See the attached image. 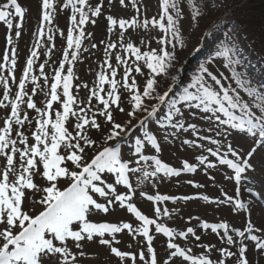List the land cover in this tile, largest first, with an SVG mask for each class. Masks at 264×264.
I'll return each mask as SVG.
<instances>
[{
  "label": "snow or ice",
  "instance_id": "6c2138e0",
  "mask_svg": "<svg viewBox=\"0 0 264 264\" xmlns=\"http://www.w3.org/2000/svg\"><path fill=\"white\" fill-rule=\"evenodd\" d=\"M111 2L112 0H108L109 4ZM119 3L122 7H126L125 0H119ZM129 3L139 14L140 9L137 7L136 0H129ZM187 4L190 20L198 23L205 15L201 5L197 0H187ZM85 5L86 0H64L62 5L63 8L70 7L72 10L67 30V47L63 48V58L58 61L59 66L54 69L50 89L47 91L44 88L40 89L46 98L44 108L38 107L33 96L28 95L25 90L26 81L32 72L34 59L37 56V52L32 50L26 59L15 98L10 101L11 111L3 120V126L0 127V157H3L5 161L3 168L0 169V264H78V258L86 255L82 245V241L85 239L89 242L96 239L99 245L110 249L111 254L115 257L125 261L130 259L132 264H136V253L121 251L114 246V244L120 243L115 238V234L121 233L123 230H127L132 239H136L137 236L143 237V240L139 241L138 244H146L147 257L142 248L138 256L139 260L145 264H177L178 260L186 262V264H227L229 259H232L234 264H251L247 256L248 244L245 241L254 242V249L257 252H264V228L256 227L250 219V214L243 230L230 228L227 222L208 223L201 221L200 227L205 230L210 229L225 246L216 248L215 244L203 245L205 252H218L220 257L218 260H213L205 254L192 255V249L182 247L179 243L174 242V237L179 236L187 240L190 234L195 241H201V236L196 234L193 227H188L186 230L177 233L175 229L158 223L157 219L144 214L135 203L131 202V195L118 194L115 185L106 182L105 174H114L116 177L115 184L125 185L131 192L128 173L143 171V169L130 167V161L122 160L118 142L115 146H110L107 142L118 141L123 134L131 131L134 126L132 118L136 117L138 112L145 113L147 117L156 115L159 119V106L167 103L168 110L164 114L163 121L159 122L157 130L146 129L142 136H137L135 140L134 155L138 157L136 163L150 161L153 168L151 172L143 171V176L145 178L155 177L157 174L178 176L182 170L194 171L196 165L187 160L183 162V169H177L163 162L157 155L162 151L161 140L169 141L170 137H175L177 131L188 132L191 130L197 139H184L182 144L203 148L204 146L198 141L207 140L212 145H216L215 150L209 147L206 151L211 157H216L219 164L227 165L233 170V176L230 178L238 183V196L239 182L244 179L248 171L254 170L251 163L252 157L258 151H264V91L246 85V82L239 78L236 79L237 88L225 87L216 75L204 64H201L198 73L191 78L178 98L171 101L166 100L172 93L171 87L162 94L154 96L159 82L158 77L167 75L172 61L175 59L174 53L164 46L171 44L175 48L177 45L183 44L179 29V21L184 17L182 6L178 0H161L159 20L152 17L151 20L145 19L141 24L135 16L131 19L120 18L118 21L111 15L106 16L109 33L113 30L112 26L118 23L121 30V41H123L127 29L138 26L147 28L149 24L153 27L158 26L164 31L165 36L160 37L157 41L161 45L159 52L156 49L141 52L140 48L132 42H128L126 45L120 43L119 46L125 55L116 54L117 67H113L110 62V50L115 49L117 43L109 41L105 48V59L101 70L96 73L95 86L88 89L87 84L83 85L85 89H88L87 103L81 101L80 104H77L76 96L70 91L71 82L74 78L71 65L79 59V50L82 48V40L85 37L83 26L89 21L93 24L96 23L95 19L92 18L102 14L103 0L97 3L94 8L89 6L90 15L83 10ZM203 7H207L206 0ZM41 8L39 34L43 35L44 25L53 22L54 12L51 0H42ZM169 9H172L175 15L169 12ZM25 12L26 9L21 6L18 0H0V21L4 22L9 32L15 27L16 38L21 36ZM77 13L79 14L78 19ZM14 18H18L15 25L13 24ZM165 18L166 25L161 22ZM74 32H78V34L74 35ZM87 35L91 36L92 34L87 33ZM167 36L172 38L167 39ZM48 39L51 40L52 37L49 36ZM7 43L9 45L13 43L11 35L7 37ZM91 47L95 48L96 45L93 44ZM69 49L75 50L69 51ZM16 53L17 50L13 47L11 49L12 67L8 68L9 75H13ZM127 55L134 57L131 63L126 58ZM216 55L228 57L227 51H217ZM3 59L5 62L9 60L8 49H5ZM140 61L144 62V66L151 73L146 78L142 89L138 86L133 75V72L142 74ZM66 64L68 66L66 74H64ZM121 65H123V76L121 80H118L116 77ZM5 67H7V63H0V68ZM44 67V64L40 65L41 72H43ZM13 80H15L14 75ZM31 80L35 84L37 77L31 76ZM130 80L131 82H129ZM212 82L216 87H213ZM0 83L4 85L0 107H7L4 101L9 100L8 82L3 80ZM105 84L110 85L106 92L103 87ZM61 86L63 99H61L59 91ZM80 87L81 85H76L77 89ZM121 87L129 94L130 103V109L126 113L129 119L124 124L117 123L114 119V110L121 113L126 111L120 106L119 89ZM45 88H48L47 77L45 78ZM241 91L252 99L251 105L241 97ZM32 93L33 95L37 94L36 87L32 88ZM102 93L104 94L102 95ZM25 96H27L26 101ZM151 99L157 100L158 104H152L149 109L146 101ZM93 100H95L96 105H102V107L97 108L93 105ZM25 102L28 109L35 110L39 114V118L36 119V130L31 133L35 142L31 144L28 143V137L23 131H16L17 139H12L11 136L13 125L22 126L26 121L31 124L27 113L24 114L23 118L20 115V104ZM54 102L61 104L62 111H56L53 120L50 110L53 109ZM182 109L192 110L193 115L196 114L194 110L199 109L203 114L202 118L209 120L210 124L214 118L217 124L215 134L221 139H213L207 135L201 137L197 125L194 123H189L185 127L182 120ZM219 113H223L224 118H221ZM70 117H74L76 120L73 126L75 135L65 126V122ZM98 117H103L105 124L111 125L106 133ZM143 125L144 121L142 120V129ZM168 129L172 131H168ZM90 130L104 133L105 146L86 162L84 155L86 148L95 145V140L89 135ZM160 130H163L162 137L159 134ZM208 131H213V128L209 127ZM233 134L249 142L250 150L246 154L233 147L232 143H223ZM18 142L23 147H18ZM61 148L65 151L64 155L59 151ZM148 148L156 154L143 155L142 152ZM222 148L224 149L223 152L221 151ZM196 160L206 169L215 167V163L209 160L208 156L198 155ZM66 162H71L75 170L69 168ZM40 165H42V172ZM10 175L15 176L14 181L9 180ZM36 175H40L46 181L47 186L41 188L35 184L33 177ZM61 179H69L71 182L67 187L61 189L58 186ZM209 179H214V177H209ZM188 183L202 187L193 181H188ZM25 189L31 190L33 195L42 193L39 200L33 201V204H39L43 209L36 215L30 214L23 207ZM92 193L105 198L106 203L97 202ZM141 195L154 203L170 199L202 198L209 200L208 196L170 197L159 193L153 196L144 192H141ZM261 195L264 196V193ZM224 197V200H217L216 202L231 204L235 200V207L232 209L234 212L237 209H246L247 207L244 202L229 197L226 193H224ZM117 204L121 208H126L128 213L141 222L140 226L134 228L128 222H120L119 224L96 223L88 219L94 210L108 213ZM160 214L161 209L156 207V217L158 218ZM163 215H169L167 209H164ZM191 219L189 217V220ZM74 225L77 227L74 228ZM150 225L155 226V233L168 237L165 259H159L156 249L153 247L154 235L150 234ZM219 230H223V233L221 234ZM69 241L73 242L75 252L69 246ZM200 246V244L196 245V247ZM231 248H236V251H232Z\"/></svg>",
  "mask_w": 264,
  "mask_h": 264
},
{
  "label": "rangeland",
  "instance_id": "374dc122",
  "mask_svg": "<svg viewBox=\"0 0 264 264\" xmlns=\"http://www.w3.org/2000/svg\"><path fill=\"white\" fill-rule=\"evenodd\" d=\"M246 0H243L244 2ZM22 7L26 9L23 19V26L21 29V36L15 37V27L9 32L4 22L0 21V63H7V67L0 68V81L7 80L9 86V100L4 101L7 107H0V127L3 126V120L8 116L11 111L10 101L15 98V93L18 90L19 79L23 73L26 59L30 55L32 50L37 52V56L34 59L33 69L30 73L26 84L25 90L28 95H32L34 101L38 107L44 108L46 98L41 88L45 91L50 89V83L54 76V69L59 66L58 61L63 58V48L67 47V30L70 24V16L72 15L71 8H63L64 0H51L53 4V22L51 24H45L43 27V35L39 34L40 30V17H41V3L42 0H18ZM101 0H86L84 11L90 15L89 6L95 7ZM126 7H122L119 0H112L111 4L108 0H103V12L99 17H93L96 23L91 21L86 23L83 27L85 30V37L82 40V48L79 50V59L71 65L74 71V78L72 80V87L70 91L76 96L77 104L81 101L87 103L88 89L95 86L96 73L101 70V66L105 59V48L109 41L117 43L115 49L110 50V62L113 67H117L115 56L117 53L125 55L123 49L119 46L120 43L127 44L132 42L135 46L139 47L141 52L151 51L156 49L159 52L161 45L157 42L165 33L158 26L153 27L151 24L147 28L138 26L135 28L127 29L123 41L120 40V29L118 23L112 26V32H108V24L106 16L111 15L117 21L120 18L136 19L141 22L145 19L151 20L152 17L160 19L161 0H136L137 7L140 9L139 14L133 9L129 0H125ZM201 5L205 15L198 22H193L189 18V7L187 0H178V3L182 6L184 17L179 21L180 35L183 40L182 45H177L175 48L171 44L165 45L167 50L174 53L175 59L172 61V65L168 70L167 75H161L158 77L157 91L153 95L162 94L166 91L167 87L177 82H185L188 74L193 77L199 71V66L204 64L214 75H216L225 87L237 88L236 79L246 82V85H250L254 88L264 91V27L260 21L262 18L259 16H249L248 13L238 12L233 17L230 14V10L236 7L231 0H206L207 7H203L205 0H197ZM79 7V5H77ZM173 15L175 13L172 9H169ZM77 19L79 14L77 13ZM248 21V24L244 21ZM254 20L258 23L260 30H254V26L251 22ZM18 22V18L13 19V24ZM167 24L166 18L161 21ZM257 27V26H256ZM87 33H91L88 36ZM78 32H74V35ZM11 35L13 43L9 45L7 43V37ZM52 39L49 40L48 37ZM167 39H171V36H167ZM103 41V43H101ZM95 44L96 47L92 48L91 45ZM15 47L16 53V65L13 70V75H9L8 68L11 65V49ZM5 49L9 51V60L4 61L3 56ZM75 49H69L72 51ZM86 50V51H85ZM217 51H227L228 57L217 56ZM233 53V54H232ZM131 63L134 60L133 56L127 55L126 57ZM142 67V74L133 72L136 78L138 86L142 89L146 78L151 74L150 71L144 66V62H139ZM44 64L43 72L40 70V65ZM66 67L64 74H66ZM197 69V70H196ZM31 76H36L37 81L35 84L31 80ZM123 76V65L120 66L117 79L121 80ZM48 80V88H45V78ZM175 77V79H173ZM131 82V80L129 81ZM213 87H216L214 82ZM84 84L88 85V89L83 87ZM76 85H81L79 89ZM37 88V94L33 95L32 88ZM105 92L110 88V85L105 84ZM176 87V86H175ZM174 87V88H175ZM239 90V89H237ZM61 99L62 86L60 88ZM121 95L120 106L126 111L124 113L114 110V119L117 123L124 124L128 121L127 110L130 109L129 94L121 87L119 89ZM4 85L0 83V100L3 99ZM104 93H102L103 95ZM241 97L247 101L250 105L252 99L249 98L243 91L240 92ZM172 93L170 94V97ZM50 98V97H49ZM25 101L27 96H25ZM93 105L97 108L102 105H96L93 100ZM146 104L149 109L152 104H158L155 99L147 100ZM165 104L159 106V119L156 115L147 117L145 113L138 112L133 119V128L131 131L123 134L118 141L107 142L110 146H115L118 142L120 144L121 158L123 161H130V167L143 169V171L151 172L153 170L150 161H141L136 163L138 157L134 155V144L137 136H142L143 131L146 129L157 130L159 122L163 121L164 114L167 112ZM56 111H62L61 104L54 102L53 109L50 110L51 118L55 119ZM182 120L185 127L189 123L197 125L199 135L211 136L213 139H221L215 134L217 124L213 118L211 124L209 120L202 118V113L199 109L194 110L195 115L192 114V110L182 109ZM255 111V109H254ZM27 113L31 124L27 121L22 125H13V131L11 133L12 139H17L16 131H23L28 137V143H34V139L31 133L36 130V119L39 118V114L32 109H28L26 102L20 104V115L23 118ZM239 115V113H237ZM211 115V114H209ZM221 118H224L223 113H219ZM99 122L104 128L106 133L107 129L111 125H106L103 117H98ZM144 121L143 129L141 128V121ZM76 120L74 117H70L65 122V126L69 131H74V124ZM209 127L213 128V131L209 132ZM227 127V126H223ZM140 131H137V130ZM51 129L49 128V131ZM223 130V128H221ZM168 131H172L168 129ZM160 136H163V130H160ZM89 135L95 140L94 147L86 148L85 161H89L90 158L102 147L105 146L104 133L90 130ZM184 139H197L193 135L192 131L185 132L183 130L177 131L174 138L169 141L161 140L162 151L157 154L159 158L168 163L170 166L177 169H183V162L187 160L191 164H195L194 171L182 170L178 176H164L163 174H157L155 177L149 176L145 178L143 171H135L128 173L129 184L131 185V192L125 185H116V177L114 174H105V180L108 183H113L116 187L118 194L131 195V202L150 218L157 219L158 223H162L167 227L173 228L176 232L184 231L188 227H193L196 230V234L201 236V241H195V239L189 234L187 240L174 237V242L179 243L182 247H190L192 249V255L205 254L210 256L213 260H218L219 253L212 251L211 253L205 252L204 244H215L216 248H220L223 245L217 238L215 233H212L210 229L205 230L200 227L201 221L208 223L227 222L230 228H238L243 230L247 223V219L250 214L252 223L258 228H264V151H258L251 159L254 170L248 171L244 179L239 182V195L237 196L238 183L230 178L233 176V170L228 168L227 165H221L218 163L216 157H211L206 149L211 147L215 150L216 145H212L207 140H199L203 148H196L191 145H183ZM223 143H232L233 147L239 149L241 152L250 150V144L248 141L242 140L239 136L233 134ZM18 147H23L19 142ZM42 147V146H41ZM60 153L65 154L63 148ZM223 152L224 149L222 148ZM143 155L156 154L153 150L148 148L142 152ZM205 155L208 159L215 163V167L206 169L200 165L196 160V156ZM229 158H231L229 156ZM5 161L3 157H0V169L3 168ZM67 166L73 170L74 166L71 162H66ZM64 166V165H62ZM42 172V165L39 166ZM214 177V179H209ZM10 181L15 180V176L10 175ZM35 184L41 188L47 186L46 181L40 176L33 177ZM188 181H193L196 185H202V187L193 186ZM69 179H61L59 187L61 189L67 187L70 184ZM141 192L147 195H161L174 196V197H203L208 196L209 200L202 198H192L189 200L177 199L167 200L163 202H152L141 195ZM25 198L23 207L32 215H36L39 211L43 210L39 204H33L34 200H39L42 193H36L33 195L31 190L25 189ZM224 193L229 197H234L241 200L246 204V209H237L235 212L232 210L235 207V200L229 203H217V200H224ZM94 199L97 202L106 203L105 198L99 197L98 194L92 193ZM161 209V214L157 218L155 215V208ZM164 209L169 212L168 216L163 215ZM189 217L192 219L189 220ZM88 219L91 222H108L117 223L128 222L133 225L134 228L140 226L139 221L127 212L126 208H121L118 204L109 210L108 213L93 211ZM77 227L74 225V228ZM150 234L154 235L153 247L156 249V253L159 259L166 258V245L168 237L163 234L155 233L154 225H150ZM223 233V230H219ZM231 234V232H230ZM259 235V234H258ZM107 236V234H106ZM110 238V237H108ZM115 238L120 241L118 244H114L115 247L121 251H130L137 254L136 264H145L139 260L138 253L141 248L145 251L147 257L146 244H138L143 240L142 236H137L136 239L128 234L127 230H123L121 233L115 234ZM236 239H239L236 237ZM248 244L247 256L251 264H264V252H257L254 249V242L245 241ZM200 244V247H196ZM83 251L85 256L78 258V264H132L130 259L121 260L111 254L110 249L106 246L99 245L98 240L94 239L89 242L87 239L82 241ZM131 245V247H129ZM69 246L75 252L76 249L72 241H69ZM232 251H236V248H231ZM177 264H186L181 260L177 261ZM227 264H234L232 259L227 261Z\"/></svg>",
  "mask_w": 264,
  "mask_h": 264
},
{
  "label": "trees",
  "instance_id": "16d2710c",
  "mask_svg": "<svg viewBox=\"0 0 264 264\" xmlns=\"http://www.w3.org/2000/svg\"><path fill=\"white\" fill-rule=\"evenodd\" d=\"M231 1L233 5H236L235 8L230 10V14L233 17H235L234 14L238 12L248 13L249 16H254V17L259 16L260 18H262V21L260 22L261 24H263L262 26L264 27V0H246L241 6H239V3H241L242 0H231ZM245 22L248 24V21H246V19L244 23ZM250 22H251V25L254 26L255 31L260 30V27L257 22H255L254 20ZM190 74H188V77L185 82L177 85L175 88L172 89V95L174 99L178 98V95L182 92L183 88L190 82L192 78L191 76H189ZM165 107L168 109L167 103H165Z\"/></svg>",
  "mask_w": 264,
  "mask_h": 264
}]
</instances>
